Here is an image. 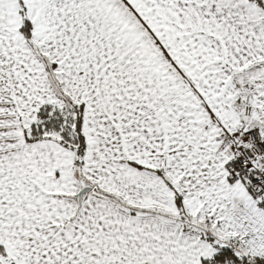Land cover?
<instances>
[{
  "label": "snow or ice",
  "instance_id": "obj_1",
  "mask_svg": "<svg viewBox=\"0 0 264 264\" xmlns=\"http://www.w3.org/2000/svg\"><path fill=\"white\" fill-rule=\"evenodd\" d=\"M0 264H264V0H0Z\"/></svg>",
  "mask_w": 264,
  "mask_h": 264
}]
</instances>
